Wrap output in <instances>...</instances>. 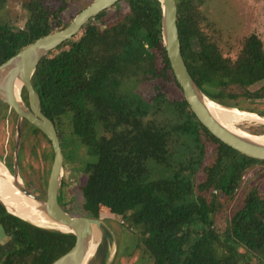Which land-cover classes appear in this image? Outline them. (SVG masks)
<instances>
[{"label":"trees","instance_id":"16d2710c","mask_svg":"<svg viewBox=\"0 0 264 264\" xmlns=\"http://www.w3.org/2000/svg\"><path fill=\"white\" fill-rule=\"evenodd\" d=\"M17 1L21 16L8 10ZM125 1L134 8L139 5L142 17L138 23L119 22L102 28L99 24L107 21L110 11L100 12L86 23L80 38L77 34L44 56L34 76L60 139V127L66 123L69 133L91 154L81 185L84 215H97L106 206L112 212L125 213L124 220L131 225L144 226L150 238L146 247L155 264H264V182L249 188L227 217L224 230L217 227L220 214L237 198L246 171L264 166V160L221 141L190 108L163 45L160 1ZM176 1L182 54L201 90L222 105L264 116V109L245 107L238 101L241 96L264 98L262 39L252 33L244 38L236 58L226 56L219 41L204 29V0ZM59 2L0 0V64L72 21L74 17L65 19L67 0ZM143 43L149 46V54ZM149 56L152 61L146 77L160 79L166 86L158 85L148 96L120 94V77L129 65ZM261 81L263 85L251 90ZM22 97L28 103L26 95ZM0 104L6 103L0 100ZM27 123L24 119L22 126ZM30 126L45 136L38 127ZM181 137L195 139L202 155L212 146L211 163L195 160L188 150L180 164L167 168L174 142L178 144ZM5 164L14 171V165ZM198 166L205 171L203 180L198 179ZM0 224L10 236L0 244V264H49L75 242L73 233L34 225L10 213L1 202ZM177 237L179 244L173 243ZM98 249L100 253L103 243Z\"/></svg>","mask_w":264,"mask_h":264},{"label":"rangeland","instance_id":"374dc122","mask_svg":"<svg viewBox=\"0 0 264 264\" xmlns=\"http://www.w3.org/2000/svg\"><path fill=\"white\" fill-rule=\"evenodd\" d=\"M50 1L57 5L60 4L59 0ZM92 1L67 0L69 7L65 19L71 20ZM130 4L125 0H121L118 6L114 5L109 8L110 15L104 24H99L98 21L92 23L99 24L102 28L110 27L119 22L131 21L138 23V20L142 17L140 7L137 5L134 8ZM201 9L207 17L204 29L219 41L226 56L236 58L244 38L252 33H256L262 39L264 45V0H204ZM8 10L12 11L14 15L21 16L20 1L15 2ZM139 22L144 23L143 19ZM18 24L22 25L23 23L20 21ZM86 30L87 28H83L76 38H80ZM143 50L149 54V46L145 43H143ZM149 57L129 65L125 74L121 76L118 87L120 94L131 98L138 94L148 96L154 92L158 85L166 86V83L161 82L160 79H150L151 76L146 77L151 68L150 61H152V58ZM261 85H263V81L254 84L250 88L256 90ZM23 94L27 98L25 88L21 90V95L23 96ZM238 101L240 105L245 107L264 109V98L251 100L241 96ZM17 119L18 115L12 108L6 104H0V157L4 163L8 162L12 166L14 165V151L16 148ZM30 124L27 123L22 126L19 172L26 186L33 188L35 193L43 196L45 190L44 180L49 168V158L47 159V157L51 148L46 136L37 133ZM236 127L251 133L254 132V134L264 133V123L257 121L244 120L237 123ZM60 130L62 132L61 147L64 162L62 189L60 190L61 201L66 207H71L73 212L84 215L85 210L82 208L84 197L81 192V185L84 184L87 176L85 172L86 165L92 160V157L88 148L78 140L79 138L69 133L70 129L66 123L63 124V128L60 127ZM181 138L178 144V141L174 142L171 165L167 168L173 169L176 164H180L181 159L184 160L183 156L187 155L188 150L191 151L192 156L195 154V160H203L204 165L211 163L212 146H208L206 154L202 155L201 146L195 142V139L190 137ZM197 169L198 179L203 180L205 171H203L202 166ZM259 181L264 182V166L261 164L251 167L244 174L237 190V198L229 204L225 213L220 214L217 219L218 229L221 231L225 229L227 217H230L241 204L249 188ZM189 201L193 203L194 198L190 197ZM89 217H96L104 223L101 242V244L103 243V249L100 253H98L99 249L97 250L89 264H155L154 258L149 254L146 247L150 243V238L145 233L144 226L131 225L124 220L125 213L112 212L106 206H101L99 214H91ZM29 222L44 229L59 230L54 227L39 225L33 221ZM105 224L110 227V230ZM178 238H176L177 240L174 239L173 243L179 244L180 239Z\"/></svg>","mask_w":264,"mask_h":264},{"label":"water","instance_id":"95a60500","mask_svg":"<svg viewBox=\"0 0 264 264\" xmlns=\"http://www.w3.org/2000/svg\"><path fill=\"white\" fill-rule=\"evenodd\" d=\"M119 1L121 0H93L77 13L66 27L36 39L0 64V73L5 72L6 75L4 81H0V100L14 109L18 115L16 123V148L14 151V171H10L0 157V164L8 172V174H4L0 171V181L7 182L32 202L37 212L48 220L49 223L65 226L69 231L63 232L73 233L75 235V242L70 249L49 264H84L91 248L95 246L96 253L102 242L104 223L96 217L72 214L59 200V191L64 169L61 139L54 120L44 109L42 97L34 83V76L44 56L56 49L63 42L79 34L91 18L114 6ZM159 1L162 7L161 23L163 45L170 60L173 73L183 90V94L190 108L202 124L221 141L245 155L264 160L263 140L250 137L229 128L211 113L209 103L216 101L210 99L195 82L182 54L177 22V1ZM16 78L21 80L22 88H25L27 91L28 103L24 101L21 91L19 97L16 94L14 87ZM223 107L227 109L234 108L225 105ZM24 119L38 127L45 134L51 148L47 157V159L49 158V168L44 180L45 190L43 196L32 192L23 182L19 172L21 130ZM0 202L10 213L24 220L32 221L13 212L2 199H0ZM106 227L110 230V227L107 225ZM9 239L10 236L7 234L3 225L0 224V244L7 242ZM95 253H93L89 260L85 261V264L91 262Z\"/></svg>","mask_w":264,"mask_h":264},{"label":"bare ground","instance_id":"6f19581e","mask_svg":"<svg viewBox=\"0 0 264 264\" xmlns=\"http://www.w3.org/2000/svg\"><path fill=\"white\" fill-rule=\"evenodd\" d=\"M6 78L5 72L0 73V81H4ZM14 87L16 90V94L19 97V93L22 89V82L18 78L15 79ZM209 108L211 113L216 116L222 123H224L229 128L248 135L250 137L259 138L264 141V134H254L249 133L246 130H242L240 128L236 127V124L248 120V121H257L260 123H264V116L259 115L255 112H250L246 110L239 109L237 107H234L233 109H227L224 108L223 105L216 102L209 103ZM0 171H2L4 174H8V172L5 170L4 166L0 164ZM9 176V175H8ZM0 199H2L3 202H5L9 208L13 210L16 214L23 216L24 218L30 219L39 225H45L57 228L62 231H69L68 228L65 226H62L60 224L55 225L51 224L46 220L43 216L40 215L39 212H37L35 205L30 202L26 197H24L20 192H18L14 187H12L10 184L4 181H0ZM96 247L93 246L91 248L90 253L86 257L85 261L89 260L90 257L95 253ZM96 260V259H95ZM84 261V264L86 263ZM94 261V260H93Z\"/></svg>","mask_w":264,"mask_h":264},{"label":"flooded vegetation","instance_id":"af4514ba","mask_svg":"<svg viewBox=\"0 0 264 264\" xmlns=\"http://www.w3.org/2000/svg\"><path fill=\"white\" fill-rule=\"evenodd\" d=\"M121 78V77H120ZM62 189V184H61V187H60V190ZM61 193H60V191H59V200H60V202L62 203V201H61ZM63 204V203H62ZM71 212V211H70Z\"/></svg>","mask_w":264,"mask_h":264}]
</instances>
